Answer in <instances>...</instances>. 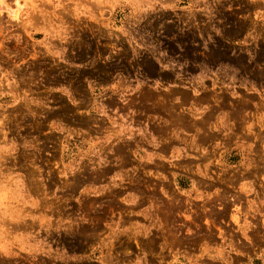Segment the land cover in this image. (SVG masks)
Returning <instances> with one entry per match:
<instances>
[{
  "label": "rangeland",
  "instance_id": "1",
  "mask_svg": "<svg viewBox=\"0 0 264 264\" xmlns=\"http://www.w3.org/2000/svg\"><path fill=\"white\" fill-rule=\"evenodd\" d=\"M0 264H264V0H0Z\"/></svg>",
  "mask_w": 264,
  "mask_h": 264
}]
</instances>
